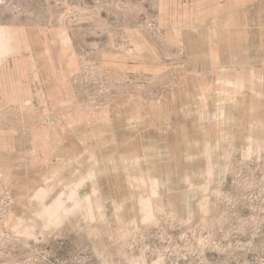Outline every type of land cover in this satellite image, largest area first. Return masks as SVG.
<instances>
[{
	"label": "rangeland",
	"instance_id": "rangeland-1",
	"mask_svg": "<svg viewBox=\"0 0 264 264\" xmlns=\"http://www.w3.org/2000/svg\"><path fill=\"white\" fill-rule=\"evenodd\" d=\"M0 264H264V0H0Z\"/></svg>",
	"mask_w": 264,
	"mask_h": 264
}]
</instances>
